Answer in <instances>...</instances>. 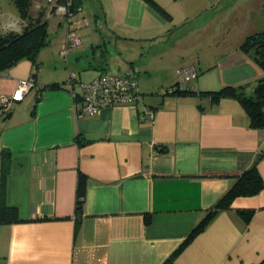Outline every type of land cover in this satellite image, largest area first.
Wrapping results in <instances>:
<instances>
[{
	"label": "crops",
	"instance_id": "0c3cea01",
	"mask_svg": "<svg viewBox=\"0 0 264 264\" xmlns=\"http://www.w3.org/2000/svg\"><path fill=\"white\" fill-rule=\"evenodd\" d=\"M203 1L188 3L186 19L207 8ZM50 6L31 0L33 14L57 18L55 31L49 22L39 68L24 58L0 74L5 95L34 79L8 111L0 109V177L5 148L11 154L6 200L26 219L0 223V264H162L239 174L257 162L264 179V127H252L236 99L156 91L175 85L178 69L188 65L199 71L188 87L255 83L264 70L253 51L241 49L249 32L200 49L191 41L179 46L183 33L144 0H83L71 15H51ZM70 30L82 42L65 57ZM127 71L139 80L135 103L77 114L71 73L89 81ZM145 109L155 111L152 122L142 119ZM80 172L87 190L78 220ZM238 209L253 211L249 222ZM176 263L264 264V188L218 211Z\"/></svg>",
	"mask_w": 264,
	"mask_h": 264
},
{
	"label": "trees",
	"instance_id": "16d2710c",
	"mask_svg": "<svg viewBox=\"0 0 264 264\" xmlns=\"http://www.w3.org/2000/svg\"><path fill=\"white\" fill-rule=\"evenodd\" d=\"M20 11V16L24 20L21 31L10 30L6 33L0 30V74L7 71L13 65L24 58H28L39 68L37 58L39 51L48 44L49 20L45 17V11L38 14L30 11L31 0H15ZM167 20H171V14L157 1L144 0ZM66 6L68 14H75L81 10L83 0H57L51 5V15L54 14L58 6ZM241 49L246 52L253 51L259 66L264 70V29L249 34L241 44ZM189 66V65H188ZM195 66V65H193ZM197 70V76L199 71ZM197 78V77H196ZM51 88H60V83L49 85ZM252 91H248L250 89ZM156 94L164 96L167 94L208 96L213 102H218L224 98L238 100L247 112L250 125L252 127H264V76L253 84L233 86L226 85L219 89H198L196 86L188 87L187 83L179 85L178 81L173 86L161 87ZM37 98L36 102H38ZM36 105V104H35ZM34 105V106H35ZM35 108V107H34ZM8 111V110H5ZM34 111V109H33ZM78 141L83 143V137L78 136ZM264 156V150L259 158ZM1 177H0V223L22 222L17 207L9 205L6 200L7 177L10 172L11 154L9 149L1 150ZM264 188V179L258 169L257 162L253 166L239 174L230 188L223 196L207 211L202 220L192 229L183 242L171 253L162 264H177V255L190 243V241L200 233L208 222L223 209L231 208L233 201L241 196H253ZM87 190V175L80 172L76 189V213L77 219L81 217L83 204ZM239 214L249 222L253 211L248 209H238ZM43 217L39 219H50ZM29 220H33L29 219ZM146 222H151V217L146 216ZM260 264V263H259Z\"/></svg>",
	"mask_w": 264,
	"mask_h": 264
},
{
	"label": "rangeland",
	"instance_id": "374dc122",
	"mask_svg": "<svg viewBox=\"0 0 264 264\" xmlns=\"http://www.w3.org/2000/svg\"><path fill=\"white\" fill-rule=\"evenodd\" d=\"M157 1L171 14V22L172 26H174L173 32L181 31L183 33L177 39L179 46H186L191 41L198 43L194 45H197L200 49L204 47L216 48L218 43H221L223 39L229 38L232 33L236 38L245 32L251 34L264 29V0H204L203 2L205 3L201 4V6L204 5L207 8L202 9L198 13H193L192 16L189 15L191 17L187 19L186 14H189L193 9L191 5L189 8L188 3L191 4V1L196 0ZM88 4L89 6L91 5L90 2ZM198 8L195 10L197 11ZM31 13L33 14L32 11ZM85 13H87L86 10ZM87 16L91 17V14L88 13ZM78 17H73L74 21L81 16ZM20 18V11L15 0H0L1 32L6 33L10 30L21 31L23 25L20 22ZM56 21L57 18L55 17L49 18L51 31H55Z\"/></svg>",
	"mask_w": 264,
	"mask_h": 264
},
{
	"label": "built area",
	"instance_id": "2783aa9c",
	"mask_svg": "<svg viewBox=\"0 0 264 264\" xmlns=\"http://www.w3.org/2000/svg\"><path fill=\"white\" fill-rule=\"evenodd\" d=\"M50 5L57 0H48ZM59 13H68L66 6H58ZM82 42L80 35L75 30H70L61 48V54L67 56L73 47ZM197 77L195 66H184L177 71L178 84L184 85ZM34 79L22 80L11 95L0 94V109L6 112L11 108L12 102L23 97L28 88L34 84ZM68 81L71 92L75 98L76 111L79 116H93L101 109L118 104L135 103L140 95L139 80L130 71L124 73H102L89 81H82L75 73H71ZM142 119L152 122L155 118L153 109H145L141 113Z\"/></svg>",
	"mask_w": 264,
	"mask_h": 264
}]
</instances>
